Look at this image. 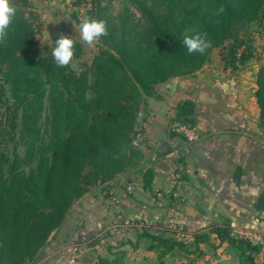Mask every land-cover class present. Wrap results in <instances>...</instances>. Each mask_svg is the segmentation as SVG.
I'll use <instances>...</instances> for the list:
<instances>
[{
    "label": "trees",
    "instance_id": "16d2710c",
    "mask_svg": "<svg viewBox=\"0 0 264 264\" xmlns=\"http://www.w3.org/2000/svg\"><path fill=\"white\" fill-rule=\"evenodd\" d=\"M130 1L142 22L127 7L118 20L109 17L100 0L89 10L106 22L108 34L99 37L104 47L92 63L77 71L71 62L57 66L52 51H39L38 12L30 0H12L17 12L0 41V264L36 260L90 186L140 165L136 126L156 85L194 74L227 42L234 52L243 51L241 59L224 64L245 65L251 52L244 33L264 18V0ZM196 33L211 42L203 54H189L182 44L185 35ZM82 48L74 43L73 58L82 56ZM256 95L264 125V63ZM195 107L191 98L179 101L172 121L194 126ZM154 177L148 168L145 188ZM258 207L264 209V190ZM211 234L239 250L241 264H258L264 252V241L236 233L229 223L197 236L196 243H209ZM153 238L167 250L184 247L164 235ZM123 262L124 254L102 259Z\"/></svg>",
    "mask_w": 264,
    "mask_h": 264
},
{
    "label": "crops",
    "instance_id": "0c3cea01",
    "mask_svg": "<svg viewBox=\"0 0 264 264\" xmlns=\"http://www.w3.org/2000/svg\"><path fill=\"white\" fill-rule=\"evenodd\" d=\"M262 62L264 59H249L233 69L223 59H210L194 74L160 84L148 96L147 114L137 125V146L143 152L140 165L99 185L127 189L129 194L121 195L123 204L137 209L142 203L149 216H163L195 241L227 223L236 233L264 241V209L258 207L264 190V125L256 95ZM188 98L196 104L195 140L173 132L169 125L178 102ZM148 168L155 171L151 188L144 183ZM123 179L128 187L120 186ZM160 200L162 215L154 210ZM211 240L219 255L232 247L221 244L215 234ZM162 248L171 252L177 247ZM260 255L264 258V252Z\"/></svg>",
    "mask_w": 264,
    "mask_h": 264
},
{
    "label": "rangeland",
    "instance_id": "374dc122",
    "mask_svg": "<svg viewBox=\"0 0 264 264\" xmlns=\"http://www.w3.org/2000/svg\"><path fill=\"white\" fill-rule=\"evenodd\" d=\"M30 1L39 14L37 36L39 51L43 53L47 49L52 51L55 41L61 35H67L71 36L74 43L79 42L83 46L82 56L72 58V66L80 71L87 64H91L104 46L100 38L91 46L83 42L79 25L85 16L92 18L89 10L97 5V0ZM100 1L105 7L104 14L109 17L118 20V16L127 7L130 9L133 20L142 22L141 11L130 0ZM152 1L147 0L148 3ZM243 38L246 39L245 44L251 52L248 59L263 60L264 18L252 23L246 29ZM242 51L239 49L238 52H234L232 44L227 42L215 48L210 59H241ZM160 84L156 85L155 91ZM3 112L4 107L0 102V118ZM146 114L147 104L142 105L138 122L143 120ZM173 123L175 122L171 117L169 125L172 130L177 131L173 128ZM137 139L136 144H138ZM124 185L128 187L126 179L121 180L120 186L124 187ZM111 187L115 185L90 186L89 193L85 196H91V199H86L87 196H84L71 207L62 225L53 232L36 260L30 264H102V259L112 260L118 254H124L123 264H241L239 250L236 248L230 246L231 248H227L225 253L219 255L216 243L212 240L196 248L195 238H189L190 234L183 228L177 224L165 222L163 216L159 215L156 218L149 216L148 209L143 211L142 203L137 209L131 207L129 203L123 204L121 195L125 196L129 194V191L127 189H121L122 191L117 189V191L116 188ZM111 190L114 193H111ZM162 203L163 201L160 200L154 209L161 215L163 211L159 205ZM163 235L171 240H181L184 248L177 247L171 252H165L153 238ZM260 256L259 254L256 257L258 264H261L264 259L259 258Z\"/></svg>",
    "mask_w": 264,
    "mask_h": 264
},
{
    "label": "clouds",
    "instance_id": "9594fccd",
    "mask_svg": "<svg viewBox=\"0 0 264 264\" xmlns=\"http://www.w3.org/2000/svg\"><path fill=\"white\" fill-rule=\"evenodd\" d=\"M17 9L12 4V0H0V41L7 35L13 17L16 15ZM223 12V8L218 9V13ZM81 39L87 45H93L99 37L106 36V22L85 16L79 25ZM183 46L189 54L199 52L200 54L211 47L203 34L196 33L194 35H185L182 41ZM52 56L55 63L59 67L68 66L74 56V40L71 36L61 35L55 41V47L52 49Z\"/></svg>",
    "mask_w": 264,
    "mask_h": 264
},
{
    "label": "built area",
    "instance_id": "2783aa9c",
    "mask_svg": "<svg viewBox=\"0 0 264 264\" xmlns=\"http://www.w3.org/2000/svg\"><path fill=\"white\" fill-rule=\"evenodd\" d=\"M173 128L185 134V136L190 140H195L198 138V134L195 126H188L178 122L173 123Z\"/></svg>",
    "mask_w": 264,
    "mask_h": 264
},
{
    "label": "water",
    "instance_id": "95a60500",
    "mask_svg": "<svg viewBox=\"0 0 264 264\" xmlns=\"http://www.w3.org/2000/svg\"><path fill=\"white\" fill-rule=\"evenodd\" d=\"M177 80H175L173 83H172V85H171V90H173L174 88H175V86H176V84H177ZM262 217H264V211H263V213H262V215H261Z\"/></svg>",
    "mask_w": 264,
    "mask_h": 264
}]
</instances>
